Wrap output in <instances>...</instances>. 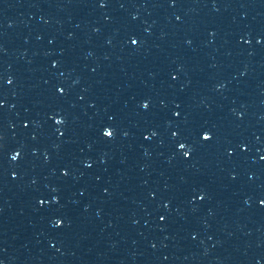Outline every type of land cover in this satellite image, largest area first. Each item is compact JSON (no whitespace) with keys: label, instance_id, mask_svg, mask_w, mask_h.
I'll list each match as a JSON object with an SVG mask.
<instances>
[{"label":"snow or ice","instance_id":"snow-or-ice-1","mask_svg":"<svg viewBox=\"0 0 264 264\" xmlns=\"http://www.w3.org/2000/svg\"><path fill=\"white\" fill-rule=\"evenodd\" d=\"M206 139H207V137H206Z\"/></svg>","mask_w":264,"mask_h":264}]
</instances>
